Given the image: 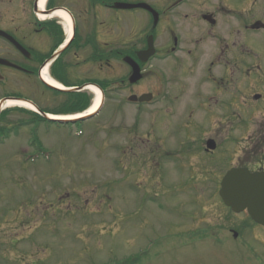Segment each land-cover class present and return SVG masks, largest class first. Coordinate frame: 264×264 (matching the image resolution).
Instances as JSON below:
<instances>
[{"label": "flooded vegetation", "instance_id": "obj_1", "mask_svg": "<svg viewBox=\"0 0 264 264\" xmlns=\"http://www.w3.org/2000/svg\"><path fill=\"white\" fill-rule=\"evenodd\" d=\"M142 52L151 56L143 61ZM244 57L264 60V0H0V138L32 124L33 149L51 150L39 135L47 130L59 140L64 124L48 115L72 114L91 101L82 90L71 94L66 107V93L44 79L45 71L49 80L71 88L99 86L112 104L111 120L131 105L147 106L136 101L151 94L154 121L140 143L169 154L184 144L175 134L185 124L188 138L200 135L190 137L195 148L206 159L218 157L213 166L264 172V71L263 87L250 83L251 70L260 67L241 63ZM133 67L142 78L129 84ZM151 77L155 81L143 89ZM19 87L25 92L18 93ZM12 99L27 100L37 112L7 106ZM210 141L214 150L206 148ZM203 166L210 170V163ZM57 199L50 217L40 211L37 224L29 216L23 225L43 226L44 235L58 237L81 228L91 212L77 209L90 198ZM28 234L29 247L41 244L39 235L29 242Z\"/></svg>", "mask_w": 264, "mask_h": 264}, {"label": "rangeland", "instance_id": "obj_2", "mask_svg": "<svg viewBox=\"0 0 264 264\" xmlns=\"http://www.w3.org/2000/svg\"><path fill=\"white\" fill-rule=\"evenodd\" d=\"M252 62L260 68L251 70L249 82L263 87L260 80L264 60L241 59L247 65ZM153 81L152 77L147 78L143 89H148ZM24 88L19 87L18 93L25 92ZM262 107L257 105V109ZM132 109H122L111 120L113 107L107 101L96 117L78 126L64 127L59 140L45 131L39 138L44 148L51 147L47 162L25 161V155L33 152L29 146L32 124L20 125L23 127L12 138L0 144V264H254L256 258L251 249L260 246L256 238L264 241V229L235 227L244 216L233 220L222 211L215 181L225 172L223 166H213L212 160H207L210 166L205 168L210 170L202 172L204 159L184 146L173 152L175 156L158 155L155 159L159 164L163 158L175 169H152L155 162L149 154L150 145L139 146V137L152 127L154 108L143 106L142 113ZM79 129L81 136L77 135ZM187 133L182 124L175 136L187 144L190 137L200 136L193 132L188 138ZM49 163L54 166H47ZM64 195L90 198L91 203L85 205L94 213L85 217L81 228L72 227L71 232L64 233L61 240L50 237V254L43 257L49 263H36L32 251L24 254V237L29 233L31 242L36 235L45 234V227L28 229L29 225L23 223L29 221V216L36 217L31 223H38L40 211L33 206L38 198L52 202ZM100 195L110 203L93 201ZM45 206L44 212L50 217L55 206ZM66 209L76 211L73 206ZM199 218L208 220L210 227L201 220L197 223ZM207 228L208 234L203 231ZM230 228L245 238L247 247L234 248ZM39 250L44 253L43 245Z\"/></svg>", "mask_w": 264, "mask_h": 264}, {"label": "water", "instance_id": "obj_3", "mask_svg": "<svg viewBox=\"0 0 264 264\" xmlns=\"http://www.w3.org/2000/svg\"><path fill=\"white\" fill-rule=\"evenodd\" d=\"M138 79V75H133L130 82ZM219 196L233 212L246 209L252 220L264 226V173L230 170L222 179Z\"/></svg>", "mask_w": 264, "mask_h": 264}, {"label": "bare ground", "instance_id": "obj_4", "mask_svg": "<svg viewBox=\"0 0 264 264\" xmlns=\"http://www.w3.org/2000/svg\"><path fill=\"white\" fill-rule=\"evenodd\" d=\"M59 16L62 18V19H66V17L62 14V13H59ZM43 77L45 80L48 81V83L52 86H55V87H60L59 85L55 84V82H52L50 81L47 77H46V74H45V71L43 72ZM87 91L89 93H91L93 95V105L90 107V110L87 112V113H93L95 111V109L98 107L99 103H100V93L98 91L97 88L95 87H88L87 88ZM7 106H16V105H23V106H26L25 103L23 102H7L6 103ZM77 118V117H75ZM225 238V237H224Z\"/></svg>", "mask_w": 264, "mask_h": 264}]
</instances>
